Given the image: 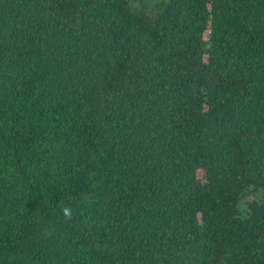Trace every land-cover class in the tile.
Masks as SVG:
<instances>
[{
    "label": "trees",
    "instance_id": "16d2710c",
    "mask_svg": "<svg viewBox=\"0 0 264 264\" xmlns=\"http://www.w3.org/2000/svg\"><path fill=\"white\" fill-rule=\"evenodd\" d=\"M151 1L0 0V264H264V0Z\"/></svg>",
    "mask_w": 264,
    "mask_h": 264
},
{
    "label": "clouds",
    "instance_id": "9594fccd",
    "mask_svg": "<svg viewBox=\"0 0 264 264\" xmlns=\"http://www.w3.org/2000/svg\"><path fill=\"white\" fill-rule=\"evenodd\" d=\"M61 212L66 222L72 219V209L70 206H67V205L62 206Z\"/></svg>",
    "mask_w": 264,
    "mask_h": 264
},
{
    "label": "rangeland",
    "instance_id": "374dc122",
    "mask_svg": "<svg viewBox=\"0 0 264 264\" xmlns=\"http://www.w3.org/2000/svg\"><path fill=\"white\" fill-rule=\"evenodd\" d=\"M130 1H131L134 5H136L138 0H130ZM156 1L159 2L160 0H152L151 2H152V4H153V3H155ZM253 196H254L253 194H250V195L248 196V198L251 199V198H253Z\"/></svg>",
    "mask_w": 264,
    "mask_h": 264
}]
</instances>
